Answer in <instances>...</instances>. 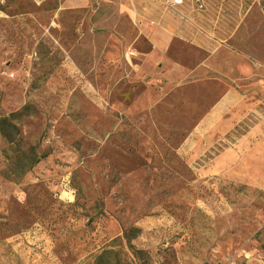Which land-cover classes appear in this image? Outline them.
<instances>
[{"label": "rangeland", "instance_id": "rangeland-1", "mask_svg": "<svg viewBox=\"0 0 264 264\" xmlns=\"http://www.w3.org/2000/svg\"><path fill=\"white\" fill-rule=\"evenodd\" d=\"M259 2L94 0L60 31L57 0H0V264H264Z\"/></svg>", "mask_w": 264, "mask_h": 264}, {"label": "crops", "instance_id": "crops-1", "mask_svg": "<svg viewBox=\"0 0 264 264\" xmlns=\"http://www.w3.org/2000/svg\"><path fill=\"white\" fill-rule=\"evenodd\" d=\"M94 0H57L56 10L54 12V19L57 21V28L60 31H67L69 26H72L77 22L78 17L88 16L93 10ZM92 14V13H91ZM90 14V15H91ZM79 23V22H78ZM77 23V24H78ZM74 26L73 28H75ZM70 30V29H69ZM173 30L168 26H160L158 28H153L149 30V42L152 50L160 55L161 57H166L172 59V55L175 50V42L173 41ZM109 34H95L93 30L85 31L82 34V41L86 44H89V48L91 52H96L100 50L107 42V37ZM252 42L253 39L251 38ZM233 38L231 39V42ZM221 44L215 47L216 51H221ZM230 58V91L237 93V88H239L238 83V75H239V67H238V56L234 53L232 47L229 53ZM216 55V53H215ZM216 61H220L222 64V59L218 55ZM255 66L262 67L261 69L264 71V67L261 66L260 63L254 62ZM253 66L250 64H246V67L242 69V74L246 76V92L259 94L261 100H264V76L262 78H257L255 75L250 77V72H252ZM219 89V95L217 99H221L223 95V86L219 82L217 83Z\"/></svg>", "mask_w": 264, "mask_h": 264}, {"label": "trees", "instance_id": "trees-1", "mask_svg": "<svg viewBox=\"0 0 264 264\" xmlns=\"http://www.w3.org/2000/svg\"><path fill=\"white\" fill-rule=\"evenodd\" d=\"M259 4H260V8L262 10V13L264 15V3L263 2H259Z\"/></svg>", "mask_w": 264, "mask_h": 264}]
</instances>
